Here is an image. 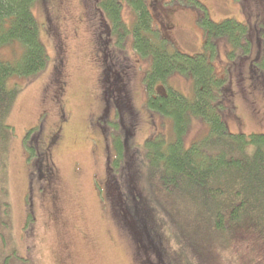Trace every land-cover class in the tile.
<instances>
[{
    "label": "rangeland",
    "instance_id": "rangeland-1",
    "mask_svg": "<svg viewBox=\"0 0 264 264\" xmlns=\"http://www.w3.org/2000/svg\"><path fill=\"white\" fill-rule=\"evenodd\" d=\"M62 1L57 4L58 7L54 3L51 5L52 12L61 17V34L57 37L47 36L44 31L47 17L45 5L40 7L35 3L36 6L32 7L48 57L45 70L32 80H12L21 89L7 120L14 132L7 164L11 226L8 231L0 226V264H142L143 259L135 242L137 233L134 224L117 217L122 211L120 205L128 204L129 199L134 200V191L129 194L125 189L128 178L123 172L125 166L120 169L119 162H116L115 173L108 170L111 159L116 156L112 134L114 132V138L118 132H115V127L114 130L111 126L108 129V125L114 122V106L106 102L109 98L105 93L111 91L106 82L112 78L118 81L116 86L124 84L128 88L132 105L139 115L138 128L135 124L134 128L128 126L134 129L128 133H134L130 138L137 145H142L152 134L162 135L165 141L170 142L175 139L174 131L169 121L162 123L145 106L147 92L144 78L150 60L140 57L132 48L129 29L133 14L130 4L125 1L120 8L121 20L128 32L117 25L112 33V30L105 29L106 21L99 10V0ZM146 4L150 5L153 14L151 26L161 31L167 47L169 43L172 45L168 48L169 52L189 56L203 51V34L198 19L207 17L219 24L230 18L246 23L250 21V16L253 17L250 9L254 10V14H264V0H147ZM252 20L255 21V18ZM118 41L120 45H117ZM59 44L65 46L64 65L60 69L53 66L63 55L58 49ZM228 51L227 44L218 42L213 66L223 77L225 68L229 67L226 73L229 78L234 72L226 66ZM22 52L20 43L14 41L0 48V62L14 64ZM61 74L65 89L61 101L57 102L53 101V90L60 84ZM181 76L172 75L159 91L167 87L186 98L190 97L193 93L192 81ZM232 80L234 78L231 79L232 87L237 91V85ZM237 95L230 102L239 119L236 120L230 113L228 130L246 134L264 132V100L260 93L252 96V104L243 94L239 93L243 99ZM59 109L69 118V124L62 130L63 138L51 153L56 171V182L51 191L56 197L50 200L46 199L47 196H35L33 207L28 208L27 188L32 185L29 181L31 173L36 170L34 162L38 160L28 153L34 148L32 136L24 137L27 131L38 126L44 134L52 128L54 130L61 120ZM103 112V120L98 123L90 121ZM89 121L92 126H89ZM207 129L205 123L192 118L183 137L184 144L189 146L199 141ZM115 177L116 181L113 180ZM140 183L146 193L149 183L143 175ZM150 185L156 192V188ZM150 204L153 207L152 226L165 247L172 251L175 246L169 242L175 240L173 235L181 236V232L187 237L180 224L187 220L176 213L173 203H169L166 210L170 219L167 218L163 227L164 222L156 210L157 204L154 201ZM29 216L31 221H27ZM177 224L181 225L180 229ZM207 245L205 250L203 246L200 248L201 258L198 259L202 264H235L234 261H237L229 257L234 248L228 242L214 246L208 239ZM13 252L17 255L16 259L12 256ZM222 252L225 254L222 255ZM246 254L247 259L256 256L253 252Z\"/></svg>",
    "mask_w": 264,
    "mask_h": 264
},
{
    "label": "trees",
    "instance_id": "trees-1",
    "mask_svg": "<svg viewBox=\"0 0 264 264\" xmlns=\"http://www.w3.org/2000/svg\"><path fill=\"white\" fill-rule=\"evenodd\" d=\"M52 1L0 0V48L15 41L23 49L16 63L0 62V226L5 231L11 226L7 164L14 137L7 120L21 89L12 80H32L45 70L48 57L32 7L35 3L43 7ZM125 1L133 14L129 29L132 48L140 57L150 60L144 78L145 106L162 123L169 121L175 139L167 142L162 135L152 134L142 145H137L130 138L134 133H128L134 130L128 126L134 128L135 124L138 128L139 124L138 111L132 105L128 88L124 84L116 86L118 81L112 78L106 82L109 90L111 88L105 93L109 98L106 102L114 106V122L108 129L115 127L118 132L114 138V132L112 134L116 156L111 159L108 170L115 173L116 162L120 169L125 166L123 172L128 177L125 189L129 194L134 191V200L122 203L117 217L134 224L142 264H202L198 259L201 258L200 248L203 246L205 250L209 246L208 239L214 246L228 242L234 248L229 257L237 260L235 264H264V132L231 133L227 127L230 113L239 119L230 102L233 96L238 94L243 99L239 93L243 94L252 104V96L260 93L264 100V14H254L250 9L253 17L250 16L246 23L225 19L215 24L207 17L198 19L203 51L189 56L169 52L172 45L169 43L167 47L161 31L151 26L146 0H99L106 30L114 33L115 27L121 25L123 31L128 32L120 16ZM218 42L227 44L229 50L226 66L234 72L229 78L226 75L229 67L225 68L223 77L213 66ZM174 74L191 79L193 93L190 97L167 87L159 91ZM231 77L237 91L232 87ZM192 118L205 123L208 129L199 141L186 146L183 137ZM97 127L102 130L99 125ZM39 133L38 126L27 131L24 139L32 136L35 141ZM28 153L34 155V149ZM37 164L49 175L51 170L47 166ZM142 175L149 183L146 193L140 183ZM113 180L116 181V177ZM40 183L45 184L43 178ZM150 200L159 207L156 210L164 222L163 227L167 218L170 219L166 210L169 203H173L176 213L187 220L180 223L187 237L178 230L181 236L173 235L174 241L169 238V243L175 246L172 251L165 247L152 226ZM30 219L31 216L27 221ZM180 224H177L179 229ZM247 252L256 256L247 259ZM12 256L16 259L17 255L13 252Z\"/></svg>",
    "mask_w": 264,
    "mask_h": 264
},
{
    "label": "flooded vegetation",
    "instance_id": "flooded-vegetation-1",
    "mask_svg": "<svg viewBox=\"0 0 264 264\" xmlns=\"http://www.w3.org/2000/svg\"><path fill=\"white\" fill-rule=\"evenodd\" d=\"M62 2H63L62 0L52 1V3L56 5L57 4L59 5ZM52 3H50L49 5H45V11H46L47 17L44 20V31L47 34V36L49 35L50 37H57L59 36V33L61 34V17H58L56 14H54V12H52V7H51ZM48 6L50 7L48 8ZM64 48L65 46L63 44H59L58 49L61 50L62 54L64 52ZM64 59L65 57L63 54L60 56V59L56 61L57 64L54 63L55 65L53 66H56L58 69L62 68L64 65ZM61 76L62 74L60 75V81H59L60 84L58 85L57 89L53 90V92L55 93V95L53 96L54 97L53 101H57V102L61 101L60 97L63 95L64 89H65V82L61 79ZM47 87L48 85L44 88V90H46ZM59 111L61 113V120L59 123H56L55 125L56 128L54 130L52 128L48 134H44L40 131V133L34 138L35 141H33L35 144L33 148L34 155L36 156V160H38L37 162L38 163L40 162V164H42L43 166H47L48 169H50L51 171H49V175L46 174L45 171L42 170L41 168H38L37 167L38 164L34 162V164H36L34 165L36 166V170L35 172L31 173L30 181L32 185H30L29 188H27L28 208L29 206L33 207L35 196L37 197L41 196L42 198L47 196L46 199L48 198L50 200H54L56 197L54 194H52V191H51L53 188V184H55L56 182V171L52 165V154L51 153H52V149L60 141V138L61 140L63 138L62 130H65V128L69 124V121H68L69 118L65 115L62 109H59ZM46 116H47V113H46ZM103 119H104V112L98 118H95L94 120L91 119L90 121H92L93 123H98V121L103 120ZM90 121L88 122V124L89 126H92L90 124ZM26 156L28 157V154ZM42 178L45 181V184L40 183Z\"/></svg>",
    "mask_w": 264,
    "mask_h": 264
}]
</instances>
